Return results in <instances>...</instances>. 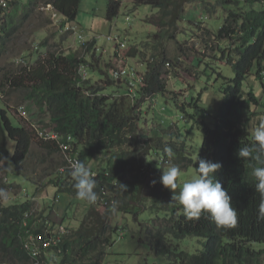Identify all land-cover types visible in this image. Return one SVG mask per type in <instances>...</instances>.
Wrapping results in <instances>:
<instances>
[{
  "label": "trees",
  "instance_id": "1",
  "mask_svg": "<svg viewBox=\"0 0 264 264\" xmlns=\"http://www.w3.org/2000/svg\"><path fill=\"white\" fill-rule=\"evenodd\" d=\"M80 1L5 0V7L0 6V61L11 58L0 63V92L5 96L19 91L23 101H32L38 111L49 116L56 132L71 137L74 154L91 170L96 181L94 191L100 203L89 204L76 229L67 228L64 223L48 225L43 211L37 210L34 200L29 198L35 195L29 196L24 188L21 191L18 183L11 180L7 183V176L13 173L37 188L44 181L51 184L56 193L64 192L78 198L70 174L72 168H67L55 141L37 137L24 122L15 124L11 118L14 114L5 104L0 109V174L3 175L0 194L11 191L12 196L0 202V264H104L113 243L112 235L118 229L110 223L112 214L124 217V227L130 223L127 215H131V220L133 218L138 225L139 239L146 241L166 264H263L264 248L252 245V242L264 243V212L261 211L264 194L257 190L253 175V168L259 165L251 158H239L237 153L240 147L255 143L252 133L260 123L252 124L251 119L264 114V94L259 95L253 84H248L249 76L253 75L264 90V0H215L214 3L207 0H132L134 9L140 5L157 9L147 19L157 30L147 34L143 48L139 45L125 50L127 56H139L145 65L140 85L134 82L137 99L133 100L127 95L126 80L113 78L109 69L101 67V55L91 51L92 41L85 51L86 54L90 52L89 58L73 51L59 52L57 42L49 44V37H42L40 46H45V55L39 54L30 64L25 49L20 58L28 63L20 64L13 59V46L20 36L18 29L25 25L31 13H41L43 5L50 4L60 16V28H64L68 22L75 21ZM188 3H199L210 14L217 10L224 12L223 23L215 33L202 26L203 22H196L195 29L200 33L191 36L198 38L206 50L213 51L211 60L226 61L233 69V77L224 78L217 119L213 125L204 123V136L195 159L186 155V146L172 143L173 139L164 144L151 143L160 137L143 134L142 113L138 109L144 99L166 95L169 92L166 77L178 76L185 55L179 36L186 34L189 27V24H182ZM121 5L122 0H107L106 18L117 16ZM41 20L45 22L40 27L44 34L45 26L54 24L49 15ZM67 32L70 31H63ZM183 41L187 43L189 38ZM170 43L179 50L173 56L168 52ZM188 48L194 49L193 45ZM217 51L220 53L216 54ZM209 62L203 63L202 75H206ZM81 66L86 74L88 70H98L99 77L95 81L82 79ZM185 70L190 75L194 73L190 67ZM177 95L172 94L174 105L185 117H191ZM191 103L199 107L195 100ZM184 139L183 136L181 143ZM9 140L14 141V148L8 156ZM34 145L44 153L38 159L44 164L40 174L37 169L29 170L28 160L33 155ZM151 146L152 152L163 160L168 157L165 149L171 147L175 154L173 165L180 169L190 164L196 169L200 159L220 163L221 168L213 176L231 197L232 206L237 210V225L218 226L207 212H202L199 219L188 218L179 200L172 199L182 189L178 179L173 192L160 182L162 172L170 166L161 161L156 167L145 161ZM54 153L62 159L48 165ZM95 155L101 156L102 166L98 169L88 166ZM7 156L11 168L4 164ZM182 160L189 163L183 165ZM119 183L127 185V191H122ZM54 199L49 211L55 212L61 197L54 196ZM143 210H147L148 217L140 219ZM38 235L43 240L37 239L26 246L31 242L30 236ZM169 236L200 237L202 249L198 253L179 250L171 244Z\"/></svg>",
  "mask_w": 264,
  "mask_h": 264
},
{
  "label": "rangeland",
  "instance_id": "2",
  "mask_svg": "<svg viewBox=\"0 0 264 264\" xmlns=\"http://www.w3.org/2000/svg\"><path fill=\"white\" fill-rule=\"evenodd\" d=\"M210 3H214L215 0H207ZM106 7L107 0H81L80 8L76 15L74 24L78 27L80 33L84 36L91 37L95 35L97 45L103 50L100 56L99 63L103 69H109L110 67H119L127 65L128 69H133L139 77L144 73L145 65L139 59V56L132 57L127 56L126 51L132 46H139L143 48L146 42L147 34L153 33L157 30L156 25L147 22V19L151 18L157 11L156 8H152L148 5H140L137 8H133L132 0H122V5L117 16L112 19L106 18ZM51 10L48 4H44L41 13H31L30 18L26 20L25 25L18 29V36L15 45L13 46L14 51L12 57L17 60V63H30L33 64L39 54L46 53L45 46H40L42 37H49V44L58 43L57 49L59 52L73 51L78 53L80 56H86L89 58V54H86L85 48L78 39L75 37V33L71 30L67 33H63V29L60 33L59 30V19L50 18L53 20L54 25L45 26V32L43 34L40 27L45 23L41 20L48 15ZM184 18L182 24L187 26L189 24L186 34L179 36L184 46H182V52L184 58L181 59L182 64L177 71L178 76H167L168 93L165 95L158 94L155 97L146 98L139 103L138 109L141 110L142 128L143 134L150 137H160V140L155 139L151 143L164 144L167 141L177 143L179 146H186V155H190L193 159L197 156L200 146L203 140V126L204 123L213 125L217 119V112L222 103V91L224 78L233 77L232 66L226 61L217 59H210L213 57L212 50H206L201 44L198 38L191 36L194 33L199 34L200 31H196L194 24L202 23V26H206L212 32H216L222 25L224 19V12L221 10L215 11V13H207L199 3H188L185 6ZM40 14V15H39ZM109 34H117L121 36L126 42V47L121 51L124 60H118L114 53L113 42L106 40L105 36ZM37 35V37H36ZM64 35L63 37H61ZM184 38H189V42L185 43ZM41 40V41H40ZM213 44V42L211 43ZM193 45L194 49L188 48ZM37 46V49H35ZM28 51L29 58L28 62H24L20 55L24 50ZM101 50L98 54H101ZM126 50V51H125ZM106 51V52H105ZM169 56H173L179 52L176 49L175 44H168ZM220 52L217 51L216 54ZM126 56H125V55ZM9 57H5L2 61L8 60ZM11 58V57H10ZM9 58V59H10ZM195 58V59H194ZM199 59V61H197ZM0 61V63L2 62ZM209 62L208 71L206 75H202L201 70L203 69V63ZM95 62V61H94ZM126 62V63H125ZM170 69V65L166 66ZM191 68L194 72L192 75L186 72V68ZM98 71V70H97ZM97 71H85L80 70V76L82 79L90 78L92 81L97 79ZM220 74V75H219ZM202 75V76H201ZM253 84V87L258 91L259 95L264 94V90H261V84L255 79V76L251 75L248 78V84ZM247 84V83H246ZM140 83L138 84V86ZM136 86V87H138ZM119 89V87H116ZM133 91L135 88L132 87ZM175 92L177 99L180 104H184L185 110L188 114H192L191 117H185L184 112L177 106L174 105L172 94ZM182 93V94H181ZM185 94V95H183ZM137 99V97L135 96ZM192 98L199 105V107L192 106ZM264 100V96H262ZM192 100V101H191ZM8 105L11 108L13 115H11L12 121L18 124V120L29 125L30 122L35 123L37 126L47 127V116L44 112L38 111L35 108L34 103L30 100L23 101L22 93L14 91L6 94L0 98V109L3 105ZM19 107H25L29 112V118H23L18 112ZM26 119V120H25ZM262 123L264 122V114H259L251 119V123ZM182 134V135H181ZM183 136L185 137L182 142ZM142 140H140L141 142ZM154 147V146H153ZM14 148V141H8V156L12 153ZM141 148L139 145L138 150ZM152 146L147 151L145 161L147 160L152 166H159L162 162H166V166H171L175 162V154L172 157H166L161 160L152 152ZM161 149V147H160ZM33 155L29 158V170L37 169L40 174V169L44 166L39 162V157L44 153L33 146ZM139 152V151H138ZM7 156V160L4 164L7 168H11V160ZM61 156L57 153L51 155L48 159V165L55 162L61 161ZM3 163V162H2ZM189 161H183L182 164H188ZM88 166L93 169H98L102 166L101 156H93ZM184 167V166H183ZM181 169V175L178 177V183L183 186V183L191 180L193 176L197 175L196 169L193 164L188 165L186 168ZM37 172V171H36ZM8 175V174H7ZM36 175V174H35ZM0 177L3 175L0 174ZM7 183H18L21 185V191L24 189L28 190V195L34 194V197L41 196L39 199L33 196L29 197L34 200V206L37 210H42L43 215L46 217L48 225L51 223H57L60 226L64 223L67 228L76 229L79 227L81 220L88 210L89 203L79 198L73 197L70 194L64 192L56 193L55 188L48 182L39 183L37 188L36 185L27 181L22 176H15L11 173L7 176ZM38 180H41L38 178ZM20 189H17L20 191ZM12 196V192L4 191L0 194V202L7 201ZM54 196L61 197L58 203V209L55 212L50 210V204L54 199ZM139 214L140 219L148 217L147 210H143ZM129 218L130 226L128 229L118 230L113 234V244L109 248V251L105 255L104 264H166L165 259L157 256L146 241L139 239L138 225L135 221L131 220V215H127ZM146 216V217H145ZM111 218V217H110ZM113 224L124 226V217L121 215L112 214ZM119 218V219H117ZM118 224V225H116ZM121 232L123 233L121 235ZM170 242L173 246L179 250H186L190 253H198L202 249V238L195 236H187L184 238H174L169 236ZM252 245L256 248H264L262 242H252ZM264 264V262H263Z\"/></svg>",
  "mask_w": 264,
  "mask_h": 264
},
{
  "label": "clouds",
  "instance_id": "3",
  "mask_svg": "<svg viewBox=\"0 0 264 264\" xmlns=\"http://www.w3.org/2000/svg\"><path fill=\"white\" fill-rule=\"evenodd\" d=\"M49 7H51V10L48 12V15L50 18H57L59 14L58 12L53 8L52 5L48 4ZM53 22V20H52ZM75 21L68 22L67 25L72 26ZM59 25H61V20L59 19ZM66 25V26H67ZM65 26V27H66ZM64 28H60V33ZM72 32V31H71ZM63 33V32H62ZM73 33V32H72ZM84 36V35H83ZM76 37V34H75ZM85 37V43L81 45L84 46L86 49L89 47V43H93L91 47V51L98 54V51L95 50V48L98 47L96 37L93 35L91 37ZM77 38V37H76ZM78 39V38H77ZM88 43V44H86ZM99 48V47H98ZM101 50V48H99ZM86 51V50H85ZM101 50V54L102 55ZM106 52V51H105ZM115 53V51H114ZM90 54V52H89ZM116 55V53H115ZM117 59H120L119 56H116ZM126 63V62H125ZM84 66H81L79 69L84 70ZM86 73V71H85ZM3 97V94L0 92V98ZM35 106V105H34ZM5 107V105H3ZM7 108L8 105H6ZM36 108V107H35ZM11 110V108H10ZM18 112L21 114L23 118H29V112L25 107H19ZM12 111V110H11ZM46 114V113H45ZM47 115V114H46ZM26 120V119H25ZM47 127L43 126H37L35 123L30 122L29 127L34 130L37 137H41L39 135V131L43 130H49V131H55L54 124L50 122L49 116H47ZM19 122V120H18ZM21 122V121H20ZM19 122V123H20ZM56 132V131H55ZM58 133V132H56ZM59 134V133H58ZM60 135V134H59ZM63 139H66L67 137H63L60 135ZM253 140L255 143L252 146H244L240 147L238 150V157L239 158H251L252 160L256 161V163L259 165L257 167L253 168V175L257 180L256 188L259 192L264 194V122L260 123L252 133ZM43 138V137H41ZM45 139V138H43ZM45 140H53V139H45ZM55 141V140H53ZM71 144L72 141L70 140ZM56 143V141H55ZM57 144V143H56ZM58 146V145H57ZM73 147V145H72ZM59 148V147H58ZM61 152V150L59 149ZM165 152L169 157H172L174 155L173 150L171 147H167L165 149ZM63 155V153L61 152ZM72 156H76L74 152L72 151ZM64 160L66 161L64 155ZM163 160L162 158H160ZM67 163V161H66ZM166 163V162H165ZM221 164L218 162H211L206 161L204 159L199 160V166L196 168L197 175L193 176V178L185 183H183L182 189L179 192L178 195L172 196V199H178L180 204L183 206L185 214L190 219H199L202 212H207L210 214L214 222L221 227L231 228L235 227L238 222L237 217V210L232 206L231 203V197L228 195V192L226 189H224L219 181H217L213 174L221 168ZM68 168V167H67ZM71 177L75 181L74 187L76 189V195L79 199L84 200L88 202L89 204H95L100 203V197H97V193L94 191L96 188V181L93 178V175L91 173V170L85 166V164L81 161H76L72 165L71 170ZM181 175V169L177 165H171L167 168L166 171L162 172V176L160 178V182L162 185L171 190H175L177 188V179ZM153 183H155L153 181ZM119 187L122 191H127V185L119 183ZM116 208V202L113 203V210ZM264 212V208L261 210ZM113 224V222H110ZM136 223V222H135ZM118 225V224H116ZM130 226V223L128 226L124 227L123 225H118V230H126ZM114 232V233H115ZM113 233V234H114ZM123 233L121 232V235ZM140 238V236H139ZM112 241H113V235H112ZM113 244V243H112ZM112 246V245H111ZM110 246V247H111ZM109 247V248H110ZM109 251V250H108Z\"/></svg>",
  "mask_w": 264,
  "mask_h": 264
},
{
  "label": "built area",
  "instance_id": "4",
  "mask_svg": "<svg viewBox=\"0 0 264 264\" xmlns=\"http://www.w3.org/2000/svg\"><path fill=\"white\" fill-rule=\"evenodd\" d=\"M6 3L5 0H0V6L5 7ZM64 30H71L76 34V37L78 40L84 44L85 43V37L82 33L79 32L78 27L73 24L72 26L67 25ZM106 40H109L113 42L114 44V51L116 53V56H119L120 59L118 60H124V57L121 55V51H123L126 47V42L124 39L121 38V36L117 34H109L105 36ZM96 51L100 50L98 47L95 48ZM103 52V51H102ZM166 65H169L166 63ZM109 74L116 79H125L126 83L129 85V89L127 91V95L133 100L135 99L136 92L133 91L132 87L135 88V83H140L142 79V75L139 77L137 76L136 72L133 69H128L127 65L119 66V67H110L109 68ZM135 82V83H134ZM134 83V85H133ZM39 135L45 139H53L56 141L59 149L63 153L66 161H67V167L72 168V165L79 161L76 156H72L73 147L70 142L71 137H67L66 139H63L58 133L55 131H49V130H43L39 131ZM63 229V228H62ZM30 243H27L26 246L29 244L35 243V241L38 239L43 240L41 235L36 236H30ZM45 241L43 242V245H46ZM35 253V252H34Z\"/></svg>",
  "mask_w": 264,
  "mask_h": 264
},
{
  "label": "crops",
  "instance_id": "5",
  "mask_svg": "<svg viewBox=\"0 0 264 264\" xmlns=\"http://www.w3.org/2000/svg\"><path fill=\"white\" fill-rule=\"evenodd\" d=\"M94 36H95V35H94ZM40 197H41V196H37V197H34V198H38V199H39Z\"/></svg>",
  "mask_w": 264,
  "mask_h": 264
}]
</instances>
